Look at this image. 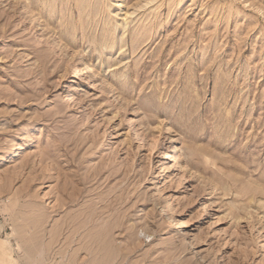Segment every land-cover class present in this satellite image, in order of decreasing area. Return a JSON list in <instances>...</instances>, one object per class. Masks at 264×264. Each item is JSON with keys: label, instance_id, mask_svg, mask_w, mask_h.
<instances>
[{"label": "rangeland", "instance_id": "1", "mask_svg": "<svg viewBox=\"0 0 264 264\" xmlns=\"http://www.w3.org/2000/svg\"><path fill=\"white\" fill-rule=\"evenodd\" d=\"M0 264H264V0H0Z\"/></svg>", "mask_w": 264, "mask_h": 264}, {"label": "bare ground", "instance_id": "2", "mask_svg": "<svg viewBox=\"0 0 264 264\" xmlns=\"http://www.w3.org/2000/svg\"><path fill=\"white\" fill-rule=\"evenodd\" d=\"M109 44L112 46V44H113L112 40H111V43H109ZM101 47H102V45H101ZM85 68H86L85 72L88 74L92 70L91 63L86 62ZM74 72H75L76 75L79 73V71H78V69L76 67L74 69ZM81 81H83L82 85L85 84L86 77L81 79ZM81 81L75 82V84H73L74 87L73 88L72 87L69 88V90L66 92L67 93L66 96L64 97L65 100H67V99L70 100V99L73 98L74 94H73L72 91H73V89H79V84L81 83ZM21 136H22L21 133H18L16 135V137L14 138L16 140V142H14L15 144H13L12 146L9 147L10 151H9V154H8L7 157H9V158L12 157L15 152H17V151L22 149V143L19 141V139H21ZM173 153H174V149H171V150L166 149V150L162 151V155L159 157V159L156 162H153L154 165H155V171H154V177H152L150 179L151 183H155V182L161 183V181H162V173L165 172V171L167 172V171H169L170 169L173 168V165H172L170 160H168L167 162H163L162 161L163 159H167V158L169 159L170 157H172ZM178 165L181 168H184L185 164L183 165V164L179 163V161H178ZM166 218L169 219V220H174V217L172 215H170V214H166ZM175 220H176V223H178L177 227L180 228L181 230H184V228H183L184 227V220L181 219V218H177Z\"/></svg>", "mask_w": 264, "mask_h": 264}]
</instances>
